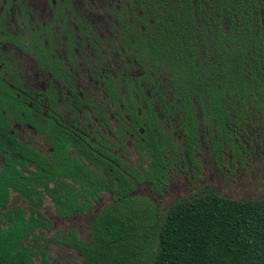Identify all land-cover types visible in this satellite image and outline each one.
Masks as SVG:
<instances>
[{
	"label": "flooded vegetation",
	"instance_id": "1",
	"mask_svg": "<svg viewBox=\"0 0 264 264\" xmlns=\"http://www.w3.org/2000/svg\"><path fill=\"white\" fill-rule=\"evenodd\" d=\"M158 7L0 0V184L6 208L49 220L35 232L87 239L128 197L162 213L208 194L264 198V113L205 121L179 91L195 71L179 83L148 47Z\"/></svg>",
	"mask_w": 264,
	"mask_h": 264
},
{
	"label": "trees",
	"instance_id": "2",
	"mask_svg": "<svg viewBox=\"0 0 264 264\" xmlns=\"http://www.w3.org/2000/svg\"><path fill=\"white\" fill-rule=\"evenodd\" d=\"M175 3L173 11L171 0H158L148 47L179 83L195 71L196 85L179 86L181 94L194 97L204 120L219 127L249 112L263 114L264 0ZM7 196L0 184V264H58L50 242L73 248L84 264H264V198L208 194L175 200L162 213L138 208L128 197L101 209L84 239L75 231L35 232L49 220L20 206L6 208Z\"/></svg>",
	"mask_w": 264,
	"mask_h": 264
},
{
	"label": "rangeland",
	"instance_id": "3",
	"mask_svg": "<svg viewBox=\"0 0 264 264\" xmlns=\"http://www.w3.org/2000/svg\"><path fill=\"white\" fill-rule=\"evenodd\" d=\"M56 231L55 229H52L50 231L44 232V234L46 236L58 235L56 234ZM48 252L58 264H62L66 260H72L75 264H84L81 256L76 250L63 244L49 243Z\"/></svg>",
	"mask_w": 264,
	"mask_h": 264
}]
</instances>
